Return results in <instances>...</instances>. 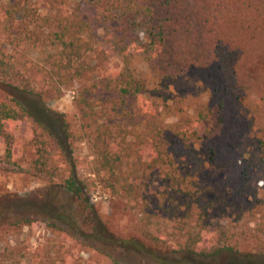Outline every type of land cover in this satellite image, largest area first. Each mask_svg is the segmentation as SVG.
Instances as JSON below:
<instances>
[{
    "label": "trees",
    "instance_id": "16d2710c",
    "mask_svg": "<svg viewBox=\"0 0 264 264\" xmlns=\"http://www.w3.org/2000/svg\"><path fill=\"white\" fill-rule=\"evenodd\" d=\"M0 11L12 52L0 54V172L56 182L86 206L101 186L180 264H264V0H0ZM88 78L74 99L93 157L82 178L68 131L18 96L59 99Z\"/></svg>",
    "mask_w": 264,
    "mask_h": 264
},
{
    "label": "rangeland",
    "instance_id": "374dc122",
    "mask_svg": "<svg viewBox=\"0 0 264 264\" xmlns=\"http://www.w3.org/2000/svg\"><path fill=\"white\" fill-rule=\"evenodd\" d=\"M0 54H12L4 39L1 11ZM31 54L36 64L48 60L42 46ZM90 83L88 78L64 89L59 99L44 96L43 103L33 97L18 96L61 138H65L64 129L68 131L70 138L66 145L74 151L78 175L82 178L90 177L93 157L88 132L82 127L74 99L78 88ZM7 97L8 93L0 88V102ZM28 126L25 122L16 125L21 145L19 163L25 170L35 157V149L28 145ZM4 153L0 140V156ZM53 164L68 173L70 165L65 157L54 156ZM235 172L236 168L230 175ZM141 217L135 205L112 197L99 185L89 194L86 206L56 186V182L50 183L28 171L0 172V253L10 257L8 264H60V259L70 264H180L176 254L149 240L141 228ZM256 247L255 242L249 241L241 249L253 252Z\"/></svg>",
    "mask_w": 264,
    "mask_h": 264
}]
</instances>
